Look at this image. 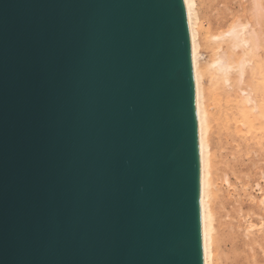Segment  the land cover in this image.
<instances>
[{"label":"water","instance_id":"95a60500","mask_svg":"<svg viewBox=\"0 0 264 264\" xmlns=\"http://www.w3.org/2000/svg\"><path fill=\"white\" fill-rule=\"evenodd\" d=\"M0 264H204L185 0H0Z\"/></svg>","mask_w":264,"mask_h":264},{"label":"bare ground","instance_id":"6f19581e","mask_svg":"<svg viewBox=\"0 0 264 264\" xmlns=\"http://www.w3.org/2000/svg\"><path fill=\"white\" fill-rule=\"evenodd\" d=\"M185 4L204 264H264V0H240L238 8L234 0Z\"/></svg>","mask_w":264,"mask_h":264},{"label":"rangeland","instance_id":"374dc122","mask_svg":"<svg viewBox=\"0 0 264 264\" xmlns=\"http://www.w3.org/2000/svg\"><path fill=\"white\" fill-rule=\"evenodd\" d=\"M242 2H246V0H242ZM239 3H240V0H234V5L237 4V5H233L234 8H238L239 7ZM262 164H264V159L262 161ZM263 171H264V168H263Z\"/></svg>","mask_w":264,"mask_h":264}]
</instances>
